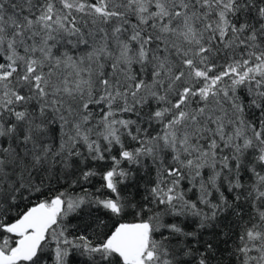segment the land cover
Returning a JSON list of instances; mask_svg holds the SVG:
<instances>
[{
	"label": "snow or ice",
	"instance_id": "snow-or-ice-1",
	"mask_svg": "<svg viewBox=\"0 0 264 264\" xmlns=\"http://www.w3.org/2000/svg\"><path fill=\"white\" fill-rule=\"evenodd\" d=\"M0 264H264V0H0Z\"/></svg>",
	"mask_w": 264,
	"mask_h": 264
}]
</instances>
